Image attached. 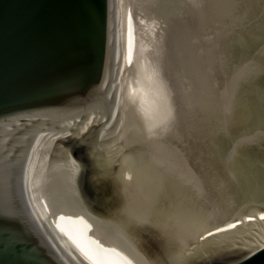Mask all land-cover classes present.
Returning <instances> with one entry per match:
<instances>
[{"label": "water", "instance_id": "water-1", "mask_svg": "<svg viewBox=\"0 0 264 264\" xmlns=\"http://www.w3.org/2000/svg\"><path fill=\"white\" fill-rule=\"evenodd\" d=\"M117 3L0 0V264H104L74 237L69 215L81 200L91 212L105 217L125 208L122 167L107 161L116 143ZM263 3L259 0L248 12L258 14ZM248 40L255 50L250 83L224 98L222 91L232 77H217L204 68L206 72L195 80L198 83L191 85L209 84L210 92L204 89L193 101L185 95L184 108H179L180 113L191 114L188 128L197 127L188 131V146L182 152H169L164 148L166 132L155 149L163 153L160 170L168 166L160 174L173 178L185 166V172L207 180L197 203L207 199L202 207L208 209L203 212L218 218L216 225L223 223L219 213H236L237 218L253 208L264 210V99L259 100L255 86L264 81V24L252 29ZM199 64H204L202 57L196 67ZM241 78L239 74L240 83ZM246 92L249 96L238 105L236 100ZM209 102L217 110L211 113L214 125L207 121L209 114L204 116L196 108ZM227 103L231 114H221ZM175 113L172 118L177 119ZM214 126L220 132L233 131L232 146L237 151L233 159H220L221 151L214 157L212 145L219 143L210 131ZM183 129L179 126L173 135L179 148ZM193 150L200 152L198 156ZM245 155L249 160L241 161ZM163 159L173 164H164ZM200 162L209 165L192 169ZM186 187L187 183L179 184L175 189L183 193ZM175 189L167 182L160 185L166 201L160 219L176 213L184 219L197 212L173 209L170 213V196L188 207ZM213 199L217 201L210 205ZM197 203L195 198L194 209ZM217 207L221 209L211 212ZM159 238L156 235L148 245L158 264H264V223L224 243L205 244L185 257L164 234Z\"/></svg>", "mask_w": 264, "mask_h": 264}, {"label": "bare ground", "instance_id": "bare-ground-1", "mask_svg": "<svg viewBox=\"0 0 264 264\" xmlns=\"http://www.w3.org/2000/svg\"><path fill=\"white\" fill-rule=\"evenodd\" d=\"M220 2L218 7L221 6ZM160 3V0H118L116 7V42L120 63L117 73L116 128L118 130L116 131L115 152L107 161L110 162L116 158L121 164L123 190L126 193L125 208H122L120 213L112 211L105 217L91 212L85 201L81 200L69 215V227L74 237L104 264H158L148 245L151 240H155L156 235L159 238L160 233L164 234L169 242L177 245L178 249H181V256L185 257L202 249L201 247L205 244L211 242L218 244L219 241L224 243L264 223L263 218L253 216L252 212H262L254 208L237 218H234L231 212L220 213L218 217L222 218L223 223L215 225L211 214H204L202 209H194L195 207L192 206L195 198L197 200L196 195L202 191L200 175L190 174L189 176L187 175L189 172L184 175L185 166H181V173L177 176L173 175V178L168 177L166 173L160 174V150L155 154V149L160 135L164 132L160 129V117H164V113L169 111L166 105L162 107L160 103V90L163 88L161 77L165 72L164 69L160 71V52L157 51V47L161 44L164 26L169 21V14H160ZM197 10L202 11V8H197ZM196 22L197 20L194 19V25ZM211 27L214 28L213 25ZM177 28L180 27L177 26ZM229 35L230 33L227 32L223 35V39H230ZM208 54H210L209 49ZM212 60L209 61L212 74L218 77L221 73L220 68L218 65L213 67ZM205 88H210V85L208 84ZM189 93L193 98L197 92L191 90ZM246 96H249L247 92L239 96L236 100L237 104L239 105L242 102L241 98ZM213 103L209 102L201 109L204 116L214 109ZM223 109H220L221 114L223 112L227 115L231 114L232 107L228 103ZM190 115L183 114L176 124L183 127ZM171 126L174 129L173 123ZM212 130L213 128L210 129L211 132ZM207 165L209 164L206 162H200L198 168L205 169ZM166 182L173 185L174 189L179 184L184 186L188 184L183 193L181 188L175 193H180L185 198L187 201L185 203L188 204L187 209L182 203L176 204L173 196L167 200L171 206L181 207L180 204L183 205L180 210H187V212H189L188 209L193 212L197 210L195 214L188 213V216L183 219L176 213L175 217L169 215V217L164 216L160 219L158 216L160 199L163 198L160 196V185ZM216 201L213 199L209 204L213 202L215 204ZM204 208L208 209V207ZM196 216L197 221H195ZM198 216L202 219L199 220ZM169 219L172 221L169 222ZM152 227L155 234L151 231Z\"/></svg>", "mask_w": 264, "mask_h": 264}, {"label": "rangeland", "instance_id": "rangeland-1", "mask_svg": "<svg viewBox=\"0 0 264 264\" xmlns=\"http://www.w3.org/2000/svg\"><path fill=\"white\" fill-rule=\"evenodd\" d=\"M219 1H221L220 2L221 6L219 5L220 7L217 6ZM160 2L162 3V4L160 3V7H161L160 14H164V15L165 13L169 14L168 16L169 21H167V24L164 26V35H162L163 38L160 42L161 44H158L159 49L157 47V51L160 52V71L162 72L164 69L165 72L164 76L161 77V80H163L162 83L163 88H161L160 90L161 91L160 103L162 107L166 105V107H168L167 110L170 111V112L168 111L167 113L163 112L165 114L164 117L162 118L160 117L161 120L160 129L161 132L164 131L162 133L165 132L168 133V139L164 141L165 147L164 146L163 147L169 152H172L173 150H177L180 152L181 149L185 150V146H188L187 142L189 141V135H190L189 132L193 131L192 128L196 129L197 127L188 128L189 125V119H188L187 122L183 125V127L181 126L182 128H184L183 130H181V137L179 138L181 140L182 145L180 148L176 146L175 143L176 136L173 135H175V133L177 132L176 130L180 126L177 125L176 123L183 116L182 114H185V113H180L179 108H181V110H183L184 108L183 99L185 98V95H188L187 98H189L190 101H193L195 97L200 95L198 93L202 92L199 91L200 89L202 90L207 89L205 88V86H207L208 84L202 82L199 83V85L195 86V88L192 87L191 84L198 83L195 82V80L198 76H200L203 73L202 71L206 72V69L204 68H209L212 70V67L209 65V61L211 59H213L211 61L213 67L218 65V68H220V70L222 71L220 73L221 78L222 77L227 78V75L232 77L231 79L232 82L227 83L228 85L227 90L222 91V93L223 92L225 93L224 98L230 99L235 92L241 91L239 86L243 85L245 87L247 84L250 83L251 79H249L250 78L249 73H251L250 71L252 70V60L255 59V53H254L255 50L252 51V49L254 48L252 46V43L249 42L248 40V35L251 33V30L254 29L255 27L263 26L264 3L261 4V6L259 7V13L252 15L248 11H250L252 8L251 6L255 5L257 2H259V0H160ZM229 4H231L232 7L231 6L229 7ZM197 8L198 9L202 8V11L197 10ZM215 15L218 18L215 17ZM194 19L197 20L195 24L196 29L194 25ZM192 25L194 26L192 27ZM211 25L214 26L213 29ZM177 26L180 28H177ZM227 32L230 33L229 37L232 40H230L229 38L223 39L224 38L223 35H226ZM208 49L210 51V54H208ZM117 57L119 58L118 54ZM200 57L204 59V64H199L196 67V64L199 63L200 61ZM221 59H223L222 60L223 62L226 61V63L223 64V66L220 65L222 62ZM231 60L234 61L237 66L234 67L233 63L228 62ZM210 73H212V71ZM239 74L240 76L243 77L241 78V81L243 83L237 81V77L239 76ZM260 83L261 84H257L255 86L257 88L256 94L259 96V100L261 101L262 98L264 99V84L261 80ZM191 90L197 92L196 95L194 94L193 98L190 97L189 95L191 94L189 93ZM245 91H247V89H245ZM208 92H210V89L208 90ZM225 106L226 105H223L222 110H224L223 108H225ZM203 107H204V103L200 104V106L198 105L196 107L197 112H200L201 114L202 112L201 109ZM167 110H165V112ZM174 111L175 112L177 111V119L172 118L176 114ZM160 113L162 114L161 111ZM211 113H213V115L217 114V110L215 106L214 109H212L209 115L207 116V121L209 123L211 122V124L214 125L216 123L215 121L216 119H212V117L214 116H211ZM172 123L175 125L174 127L175 130L173 129V126H171ZM215 126L212 127L213 128L212 132L215 131L213 132L212 137H215L217 141L219 140V143L215 144L214 146L212 145V150L214 151L213 153H215L214 157L216 158L217 156L216 153L219 154V152L221 151L220 154H222V156L220 157V159L223 160L233 159L235 156H237V151H235L232 146L233 142L236 139V137H234L235 135L232 134L233 131L226 132L227 134H229L227 135L224 132L216 131L218 130L219 127L217 128ZM117 130L118 129L116 128V131ZM261 136H263L264 138V134ZM255 143L256 145L258 144L257 141ZM193 153L198 156L200 152L198 153L197 150L195 151L193 150ZM247 153L249 154L250 151H247ZM155 154L157 153L155 152ZM160 155L163 156V153L160 152ZM181 155H185V153L183 154L181 153ZM171 158L173 159V161H176L177 155L173 154ZM163 160L164 161L161 162L164 164L167 163L173 164L171 163V161H167L168 159H163ZM240 160L248 161L249 159L247 155H245V156H240ZM114 161L116 163L117 159L114 158V160H111L110 163L111 164L113 163L114 165ZM117 165H121V164L117 161ZM167 167L168 166H166L164 169H166ZM192 169L198 171L199 168L195 166ZM163 170L162 171L160 170V172H163ZM186 173L187 172H185L184 175H186ZM187 175L191 176L190 173ZM174 176H176V174H174ZM206 181L207 180H203L202 183L204 182L207 183ZM175 190H178V188H176ZM199 195L200 192L198 193L197 197H199ZM206 200L207 199L204 198L200 200L198 203L196 200L197 203L196 208L205 211L206 209L202 207V205L203 203L206 202ZM163 203L166 204L164 198H162V200L160 199V207L164 206ZM199 204L201 205L198 206ZM170 207H172L170 213L173 209L175 212L177 210L180 211V207L174 205ZM219 209L221 208L220 207L213 208L211 212L212 211L214 212V210H219ZM261 211L264 212V210ZM262 212L258 211L257 213L256 212H252V213L253 216H255L256 218L264 219V214ZM159 214L158 216L160 217L162 214L160 215ZM232 214L234 215L236 213H232ZM180 217H182V215ZM196 218L197 216L195 217V219ZM198 218L199 220L200 218L202 219V217L200 216H198ZM171 221L172 220L169 219V222ZM195 221H197V219ZM216 222H218V220H214V224Z\"/></svg>", "mask_w": 264, "mask_h": 264}]
</instances>
